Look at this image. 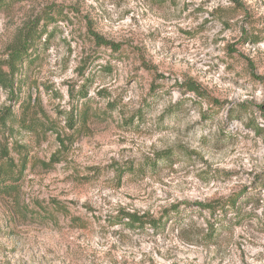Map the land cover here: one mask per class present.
<instances>
[{
	"label": "rangeland",
	"instance_id": "rangeland-1",
	"mask_svg": "<svg viewBox=\"0 0 264 264\" xmlns=\"http://www.w3.org/2000/svg\"><path fill=\"white\" fill-rule=\"evenodd\" d=\"M31 25L0 87V166H24L0 264H264V0H13L2 72Z\"/></svg>",
	"mask_w": 264,
	"mask_h": 264
},
{
	"label": "trees",
	"instance_id": "trees-1",
	"mask_svg": "<svg viewBox=\"0 0 264 264\" xmlns=\"http://www.w3.org/2000/svg\"><path fill=\"white\" fill-rule=\"evenodd\" d=\"M12 1L13 0H0V10L5 7L6 4L11 3ZM41 19L47 21L45 22L46 27H48V25L50 23H53L55 20L51 12L43 15ZM43 30L44 27L42 28V30H39V26L31 25V27L26 30V34L22 37L23 39L15 43L14 47L11 49L10 60L8 61L9 71L7 73H4L0 70V87L3 90H7L8 88L11 90L13 85H15V80L16 85L17 83H19V80L15 79V76L20 75V73H22L21 69L25 62L32 63V61L35 59L36 44L37 41L41 39ZM94 42H96L97 45H108V47H111V50L117 51L116 47H113L111 44H104L102 42V39L97 36H94ZM187 89L193 94L200 95L198 90L194 86H188ZM82 97H85V94H83ZM4 118L5 121H0L2 125H5L8 120L14 119V117L11 115H7ZM68 122L74 125L76 123V118L70 114ZM57 140L59 141L60 146L62 148H65L63 140H61L59 137H57ZM1 156L2 159L5 160L4 165L0 166V191L2 193L11 194L13 192H16L17 190V183L21 179V174L23 173L24 166L20 171H17L14 165V161L8 157V152L5 150V148H3L2 150ZM230 205L231 207H234L235 202H231ZM205 208L210 207L207 206ZM122 218L126 219V226H128L129 228H143L147 224L156 227V224L154 222H150L141 217H137L134 214L124 215Z\"/></svg>",
	"mask_w": 264,
	"mask_h": 264
}]
</instances>
